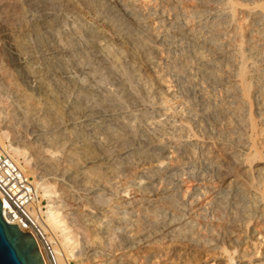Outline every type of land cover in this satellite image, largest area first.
Instances as JSON below:
<instances>
[{"label": "bare ground", "instance_id": "obj_1", "mask_svg": "<svg viewBox=\"0 0 264 264\" xmlns=\"http://www.w3.org/2000/svg\"><path fill=\"white\" fill-rule=\"evenodd\" d=\"M120 1L122 3L121 13H117L110 11L102 0H89L90 4H92L89 6L94 14L93 16H96L95 18L100 22L107 23L108 31L111 32L116 30L114 33L115 37H112V39L108 38V31H98L95 25L92 24L94 27H91L89 31L84 32L86 29L83 30V37L81 40L84 42V48L80 47L76 51L82 55H85L86 52L90 53L89 55L92 56V60L94 61L93 64L96 65L95 68L99 67L102 72V75H100L101 77H97L99 83L100 81L102 83L106 82L114 87L117 92L115 99L117 100L120 98L123 102V106L125 105L127 107V111H123L124 109L121 110L122 108L120 109L119 107L116 108V106L115 108L111 107L112 103L110 102L112 100L109 99L110 97L108 98L110 101L104 98L103 91L106 90V88H103V90L102 88L95 89L93 86L94 89L85 88L84 85L82 86V80L87 78L89 74V69L84 68V65L82 66L80 64L81 66L77 65L68 68V64L66 65L62 62L63 57L67 54L62 47L56 44L57 41L55 38L57 36V30L61 27L63 20H69L76 16L73 9H69L74 7L70 5V3L69 5L65 4L66 6L62 9V14L57 13L53 16L44 17V19L39 18L37 21L25 20V14H18L16 16L17 20L13 19L11 23L7 25L0 23V33L4 35L7 43V50L6 48H0L1 85L6 87L13 95V100L16 105L22 106V108L29 112H37L39 114V116H31L29 119V131L32 137L30 151L32 156L38 159V162H43L42 165L47 174H54V176L59 177L57 180L60 182L71 177L69 171H73L72 176L75 180L73 182H75L78 187L83 186V184L85 182L87 183L88 179H90L89 181H91L93 185L91 184L92 187L89 191H91L94 196V202L104 205L109 204L112 201L113 195L116 193V185L110 182L112 177L116 174H126V180H129L130 178L132 179L131 176L136 174L137 170L142 166L146 167L144 169L147 170L148 173L152 170H160L162 166L153 164L157 162V160H155L157 159L156 155H154L155 152H159L163 160L171 158L175 160L180 159L185 162V164L186 161L187 164L196 162L197 158L189 151V147L199 146L208 152V160H214L216 154L222 153L227 156L230 165L244 171L243 174L247 186L240 188L238 193L240 198L244 194L252 193L253 199H250L251 201L248 203L240 199L241 203L237 204V202H234L232 208L233 210L237 209L239 211L241 215L240 221L242 223L247 220V218L242 217L244 213L250 216H257L258 213L264 210L263 196L255 188L256 185L254 182L255 178L258 182L262 180V167L259 166H264V0ZM81 2L85 5L84 1ZM66 14H68L69 17H66ZM138 19H145L142 29H135L133 27L134 25L132 26L129 21L137 22ZM14 20L18 23H14ZM173 44L182 51V56L178 60H175L168 50V46ZM105 50H113V52L104 54ZM77 59L75 61H77ZM13 67L17 69H11ZM115 69H118L122 73L124 77L123 81L115 80V78L113 79V75L116 73H114ZM176 69L182 70L187 80L191 78L194 81V87H192L191 90L188 89L186 93H184L181 87V83L178 79L179 77L177 78L175 74ZM104 83L103 86L107 85H104ZM204 84L207 93L214 96L213 98L216 101L212 103L214 106L216 105V107L210 112L211 118L217 121L219 117H222L221 121H215V131L212 135L201 133L198 122L192 120L194 116H191V118L187 114L188 112H185L187 116L183 112L184 107H182V105H185V101L186 103H191V101L197 103V99L198 103L195 106L204 109L203 104L205 103V96L201 93ZM110 85L108 87H110ZM131 87H134L132 91L129 90ZM111 92L109 91V93ZM144 101L150 102L149 104L151 105L149 106H152L153 109L151 112H154V114L151 113L153 114L152 117H149L148 120L146 118V127L148 129H153L160 127L162 124H167V126L175 124L176 129L181 131L180 138L182 139L184 147L181 149L174 146L172 142L173 134H171L172 132L170 133V129L172 128L167 127L164 129L165 133L163 135L144 136V139L138 145L146 149V152L141 151L139 148L133 150L130 148V143L132 142L120 138L122 140L120 146L122 147L120 149L115 148L117 149L115 151L111 150L114 152L110 155L107 153L105 155L102 148L103 143L100 144L98 139L104 137L109 142H114L122 130L123 124L121 125L119 123L121 120H124L129 127L139 128L141 120L140 118L138 119L137 116L146 115L149 112L148 108L151 109V107L146 106ZM116 104L118 103L116 102ZM206 105L208 107L212 106L211 103H206ZM205 127H207V130L209 129V123L207 121L204 124V128ZM140 129L141 128H139V131L142 130ZM142 132L144 133V131ZM6 137V133L0 128V144L2 149L26 174L25 168L21 166L19 162L23 154L20 152L19 147L5 145L4 139ZM128 143L130 145H124ZM43 152L50 153L51 155L59 154L58 161L56 160L55 162L46 157L44 158L42 155ZM130 155H134L135 162H128ZM201 156H203V154ZM224 157H222V159ZM22 163H24V165L28 164L25 160ZM255 166L259 168L253 170ZM188 168V165L183 167L185 170ZM147 172H140L143 180H145ZM88 173H91V176L86 179L85 176ZM134 177L135 176H133V178ZM70 181H72V177ZM232 182L234 183V181ZM33 185L35 186L34 183ZM77 185H75V187H77ZM35 188L37 193L38 189L40 190V197L46 200L44 212L40 208L39 203L35 204L33 208L36 212L39 210L41 215L45 217L44 221L39 223L43 231V238L38 239V246L46 264L48 263L42 251V240L49 241V236L53 232H58L61 235V241L56 242L55 240V242H53L51 239L49 241L55 263L70 264L72 260H76L77 262L79 260L78 256H80L81 253L77 252L76 241L69 235L70 231L67 227V223L63 220L66 219V217L60 215L59 211L62 208L57 204V201L54 200L55 196L52 190H50V186L37 184ZM67 191L66 194H68ZM179 191H177V193ZM217 194L213 182L207 179L203 182L202 186L200 184L195 185L189 191L187 188L186 195L184 194L185 197H183L184 205L186 207L187 202H185V199L188 200V205H192L193 203L195 204L199 197L208 196L211 197V199L207 205L212 206L215 204ZM237 199L239 200V198ZM109 209L110 210L106 211L109 215L113 217L114 215H122L123 218L126 215H131L132 211V209L125 205L122 207L117 205ZM94 210L93 212H95ZM184 210L185 209H183L182 213H177L178 217H175L176 219H174L173 222L181 219L180 217L183 215ZM139 213L142 212L139 211ZM226 214L227 213H225V215ZM96 215H98V213H96ZM141 216H143V214ZM203 217L201 219H203ZM260 217H262V214ZM173 222L163 224L161 227L153 229L158 231L167 230L168 232V230L173 229ZM138 223L139 222H137V224ZM233 223L235 222H228V225L232 226L234 225ZM103 227L105 229V226ZM103 227L101 228L99 225H96L94 229L95 231H103ZM237 227L241 228V226ZM228 228L229 227H225L222 234L229 237L230 233ZM203 231L206 232L198 236L197 239L190 238L186 240V238L180 236V234H177L175 238L180 241L184 240L186 244L189 245H191V243L203 245L207 242L205 238L215 235L209 230ZM47 233L49 236H47ZM135 239L133 240L135 241ZM96 244L102 246V244ZM106 247L108 248L109 246L107 245ZM100 248L101 247L97 246H88L86 251L91 253V257L94 254L95 256H99L98 254L100 252L98 250H100Z\"/></svg>", "mask_w": 264, "mask_h": 264}, {"label": "rangeland", "instance_id": "obj_2", "mask_svg": "<svg viewBox=\"0 0 264 264\" xmlns=\"http://www.w3.org/2000/svg\"><path fill=\"white\" fill-rule=\"evenodd\" d=\"M81 1H84L85 3L84 2L83 3L85 5H83ZM102 2L104 4H106V7L110 11L121 13L122 3L120 0H102ZM69 3H70V5L74 6V7H71L69 9H73L74 13H76V16L74 18H70L69 20H63L61 27L57 30L58 32H57V36L55 38V40L57 41L56 44L59 45L60 47H62L63 50L67 54L66 56H64L65 58L63 57L62 62L66 65L68 64L67 65L68 68H71L73 66L75 67V66L80 65V64L82 66L84 65V68L89 69V74L87 75V78H84V80H82L83 81V82H81L82 86L84 85L85 88L95 87V89L96 88H102V89L106 88V90L103 89L104 90L103 91L104 92V98H105V100L107 99V101L109 99L112 100L110 102V103H112L111 107L115 108V106H116V108L119 107L120 109L122 108L121 110L124 109L123 111H127V107L125 105L123 106V102L121 101V99L118 98L117 99L118 101L115 99V97L117 96V92L114 89V87H112L110 84H108L106 82L105 83L103 82L104 85L107 84L105 86H103V83L101 81H100L101 84L99 83V79H97V77L100 78L101 77L100 75H102V72L100 71L99 67L95 68L96 65L93 64L94 61L92 60V56L89 55L90 53L86 52L85 55H82L81 53L76 51L78 48L83 47V45H84L83 40H81L83 37V35H82L83 30L86 29L84 32L89 31V29L91 27H94L92 24L95 25V28L98 31H102V30L106 31V32L108 31L107 30V23H105V22L102 23L98 19L95 18L96 16H93L94 14L91 11V8L89 6L92 4H90L89 0H87V1L86 0H50V1H48V0H22V1L21 0H0V23L7 25V24L11 23V21L13 19H16V16L18 14H22V15L25 14L24 15L26 17L25 20H28V21H34V20L37 21L39 18L44 19V17L46 18L48 16H53L57 13L62 14V9H64V6L69 5ZM1 5H2V7H1ZM53 6H54V8H53ZM76 10H77V12H76ZM66 17H69V15L66 14ZM83 20H84V22H83ZM138 20H137V22H134V21L132 22L131 20H129V21L132 24V26L134 25L133 27L135 29H142L145 19H138ZM140 21L143 23H141ZM14 23H18V22L15 21ZM63 24L66 26H64ZM66 29H68V30H66ZM115 31L114 30L111 32L108 31V33H107L108 38H110V39H112V37L114 38L115 37V34H114ZM71 37L75 38V39H72ZM66 38H67V40H66ZM69 38H71V39H69ZM81 42H82V44H81ZM68 43H70V44H68ZM0 48H4V49L6 48V50H7L6 39L2 33H0ZM168 50L170 51V55L173 56L175 58V60H178L182 56V51L179 49V47H177L174 44L168 46ZM179 50H180V52H179ZM68 51L70 54L68 53ZM110 52H113V50H105L104 54L105 53L108 54ZM68 54H69V56H68ZM77 54H78V56H77ZM81 57H82V59H81ZM76 59H77V61H79V59H80V61L77 62V61H75ZM88 62H89V65H88ZM11 69H17V68L13 67ZM98 71H99V73H98ZM119 72L120 71L118 69L114 70L115 74L113 75V79L115 78V80L123 81L124 77L122 76V73L121 72L119 73ZM175 72H176L175 74H176L177 78L179 77L178 79H179V82L181 83V87H182L184 93L188 92V89L191 90L192 87H194L193 86L194 81L191 78H188V80H189L188 81L187 78L184 77V72L182 70L176 69ZM95 73L97 76L95 75ZM182 80H184V81H182ZM87 81L88 82L90 81V82L88 83ZM109 85H110V87H108ZM204 86H205V84L203 85V91L201 92L205 96L204 97L205 103L203 104L204 109H202L199 106H197V107L195 106L198 103L197 99H196L197 103L194 101L193 102L191 101V103H186V101H185L184 102L185 105H182V107H184L183 108L184 113L188 112L187 114L190 117L194 116L193 118L192 117L191 118L193 121L198 122L201 133H206V134L208 133L209 135H212L215 131L214 130L215 123L218 121H221L222 117H219V119L217 121L215 120L216 122L214 121V119L211 118L210 112H212V110H214L216 107V105L214 106V104H212L213 101H215V100L213 98L214 96L209 95L207 93ZM133 88L134 87H131V88H129V90L132 91ZM105 91H106V93H105ZM109 91L110 92L112 91V92L109 93ZM73 96H74V94H73ZM112 97H114V98H112ZM69 99H70V96H69ZM116 102L118 104H116ZM209 102L212 105L211 107H208L206 105V103L210 104ZM145 103H146V106L151 107V109L148 108L149 112L146 114L147 116L146 115L137 116V118L138 119L140 118V120L142 122V123L140 122V127H139L142 129V130L140 129L141 131H139V128H137V127H129L124 120H121L119 123L121 125L123 124L122 130L120 131V135L118 136V138L115 139V141L113 140L115 143L112 141L109 142L104 137H100V139L103 138L102 140L98 139L100 144L103 143L102 148L104 150L105 155H106V153L108 155H110L115 150H117L118 148L120 149L122 147V146H120L121 145L120 142L122 140H125V139H127L129 142H132V143H130L131 145L129 143L124 144V145H127V146L130 145V148H132L133 150L136 148L137 149L139 148V149H141V151L146 152L147 151L146 149H144L141 145H138L144 139V136L145 135L157 136L159 134L163 135L165 133L164 129L167 127L172 128V129H170V133L172 132L171 134H173L172 142H173L174 146H176L177 148H181V149L184 147V145L182 143V139L180 138L181 131L176 129L175 124L168 125V126H167V124H164V125L162 124V125H160V127L153 128V129L152 128L148 129L146 127V123H147L148 118L152 117L154 112L153 111L151 112V110H153V109H152V106H149V105H151V104H149L150 102L149 103L145 102ZM193 109H194V111H193ZM200 109H202V110H200ZM195 111H197V112H195ZM205 112H207V113H205ZM151 113H153V114H151ZM31 116H39V114L37 112H29V111L25 110L24 108H22V106L16 105V103L13 100V95L9 92V90L6 87H3L1 85V82H0V128L7 135V137L4 139V144L5 145H12L13 147H19L20 152L23 154V156L19 159V162L21 163V166H23L25 168L26 174L28 175L31 182H33L35 184L36 187H37V184L50 186V188H51L50 190H52V192L55 196L54 200L57 201V204L60 205L62 208L59 211L60 215L62 217H64V216L66 217V219H63V220L66 221V223H67V227L70 231L69 235H71L72 239L76 241L77 250H78L77 252L81 253V255L78 256L79 260L77 262H76V260H72V261H70V264H264V217H263L264 216V210L261 213H258L257 216L256 215L250 216V215H246L244 213V214H242V217L247 218V220H245L244 223H242L240 221L241 215L237 209L233 210L232 204L234 202H237V204H240L241 203L240 199H241V201L248 203L249 201H251L253 199V196H252V193H247V194H244L240 198L238 190H240V188H243L244 186H247V183L245 181L246 179H245L244 174H243L244 171L241 170L240 168H237V167L230 165L226 155H224L222 153H218V154H216V157L214 158V160H208L207 159L208 158V152L206 150H204L203 148H201L199 146H190L189 151L197 158V161L191 162L188 164L186 161V164H185V162H183L180 159L175 160V159L171 158V159L163 160V158L160 157V153L155 152L154 155H156V157H157V159H155V160H157V162H154V163L152 162V163L158 164L159 166H162L160 169L161 171L160 170H157V171L152 170V171H150L151 173L150 172L148 173L147 170L144 169L146 167L142 166L137 170V173L133 175L135 177L133 178V176H131L132 179L130 178L129 180H126L127 179L125 177L126 174H116L115 176L112 177V180H110V182L112 184L116 185L115 186V188H116L115 192L116 193L113 195L112 201L109 204L100 205V204H96L94 202V198H93L94 196L91 193V191H89L93 185L91 183V181H89L90 179H88L91 176L90 175L91 173L90 174L88 173L85 176V178L88 179V181H89V182L87 181V183L85 182L86 184L85 183L83 184V186L85 188L83 186L78 187V185L75 182H73V181H75L73 176H72L73 171H69V174L72 177V181H70L71 177H68V179H64V181L60 182L57 180V179H59V177L54 176V174H51V175L47 174V172L43 168V165H42L43 162H38L39 160L36 159L34 156H32V153L30 151V147L32 146V140H31L32 137H31V134L29 131V122H30L29 119L31 118ZM146 118H147V120H146ZM206 121L209 123V129L208 130H207V127L204 128V124L206 123ZM125 129H127L129 132ZM142 131H144V133ZM177 131H178V133H177ZM136 139H138V140H136ZM139 139H140V141H139ZM93 141H95V140H93ZM103 141H105L107 143H105ZM115 148H117V149H115ZM196 149H197V152H196ZM111 150H114V151H111ZM200 152H202V153H200ZM202 154H203V156H201ZM42 155L44 156V158L46 157L49 160L55 161V162H56V160L58 161V159H59V154H52L51 155L50 153L43 152ZM222 157H224V158L222 159ZM24 160L28 163L27 165H24V163H22ZM128 160H129L128 162H130V163H133L136 161L134 155H130ZM179 161H181V162H179ZM195 163H196V165H195ZM187 165L189 168L187 170L183 169V167L187 166ZM190 166H191V168H190ZM259 167H262V172H263L262 180L258 182L255 178L254 182L256 185L255 188L261 193V195L263 196V199H264V184H263L264 183V166H259ZM259 167L255 166L253 168V170H256ZM206 168H207V170H206ZM209 168H211V169H209ZM221 170H223V171H221ZM186 171H188V172H186ZM224 171H226L227 173ZM140 172H145V173L147 172V175H145V180H143L141 178ZM208 173H210V174H208ZM122 175H124V176H122ZM209 175H210V177H209ZM221 176H223V177H221ZM117 177H118V179H117ZM207 179L211 180V182H213V186L216 188V191L218 193L217 197L215 199V204L212 206H208L207 204H209L208 202H210L211 197L201 196L196 200L195 204L193 203L192 205L191 204L188 205L187 204L188 200L185 199V202H187L186 207H185L183 197H185V195H186L187 188L189 191L195 185L200 184L202 186L203 182L206 181ZM175 180H178V181H175ZM232 181H234V183ZM215 182H216V184H215ZM177 183L180 185H178ZM75 185H77V187H75ZM187 185H189V186H187ZM39 191L40 190L38 189V194H39ZM66 191L68 194H66ZM177 191H179V192L177 193ZM40 194L38 195L39 196L38 201H39V205H40L42 211L44 212L45 211L44 207L46 206V200L41 198ZM180 196H182V197H180ZM173 198H175V199H173ZM237 198H239V200ZM153 199H155V200H153ZM169 201H170V203H169ZM238 201H239V203H238ZM148 202H149V204H148ZM117 205L119 207H122L125 205L128 208L132 209L131 215H126V216H124V218L122 215H116V216L114 215V217H113L106 212L107 210H110L109 209L110 207L114 208V206H117ZM143 206H144V208H143ZM173 206H174V208H173ZM183 209H185V210H184L183 215L180 217L181 219L179 218L180 220L173 222V220L178 217L177 213H179V212L182 213ZM93 210L95 212H93ZM138 210L141 211L142 213H139ZM177 210H179V211H177ZM199 210H200V212H199ZM206 210H208L209 212ZM103 212L104 213L106 212V213L104 214ZM132 212L133 213L135 212V213L133 214ZM96 213H98V215H96ZM225 213H227V214L225 215ZM142 214H143V216H141ZM261 214H262V217H260ZM147 216H149V217H147ZM141 217H143V218H141ZM202 217L204 220L201 219ZM43 218L45 219L44 216H43ZM220 218L222 219V221ZM160 220H161V222H160ZM127 221H129V222H127ZM232 221L235 222V223H233L234 225L229 226L228 222L231 223ZM137 222H139L140 224L138 223L139 224L138 225ZM169 222H173V227H172L173 229L168 230V232H167V230L166 231H158L156 229H153L156 227L157 228L161 227V225H163V224H168ZM155 223H158V224H155ZM189 223H191V224H189ZM106 224H108V225H106ZM239 224H241V225H239ZM96 225H99L101 228L103 226H105V229L103 227V231H95L94 226H96ZM131 225H133V226H131ZM122 226H124V227H122ZM129 226H130V228H129ZM237 226H241V228L240 227L238 228ZM86 227H88L90 229H88ZM189 227L191 230L189 229ZM225 227H229L228 228V231L230 233L229 237L222 234ZM119 228H120V230H119ZM186 228H187V231H186ZM140 229H141V231H140ZM194 229H195V231H194ZM147 230H150V231H147ZM203 230H209L213 234H215L213 237L208 236L207 238H205V241H207V242H205V244H203V245H197V244H193V243H191V245H189V244H186V242L184 240L180 241L179 239L175 238L177 236V234H180V236L185 237L186 240H188L190 238L197 239L198 236H200V235L204 234V232H206ZM86 232H87V234H86ZM149 232H151L152 234ZM83 233H84V235H83ZM101 233H103V234H101ZM105 233H106V236H105ZM49 237H50L51 241H53V242H55V240H56V242L61 241V235L58 232H53L52 234H50ZM130 237H132V238H130ZM42 238H43V236H42ZM138 238L141 240H139ZM209 238H211V239H209ZM87 239H88V241H87ZM133 239H135V241ZM89 240H91V241H89ZM100 241H101V243H100ZM102 241L105 244V246L102 243ZM123 241H124V243H123ZM42 242H43V244L49 243L48 240H42ZM94 242L102 244V246H98ZM106 244L109 246L108 248L106 247L107 246ZM123 245H125V246H123ZM88 246L101 247L100 248L101 251L98 250L100 253L99 252H98L99 254L97 253L99 256H95V254H94L91 257L90 256L91 253H88L86 251ZM215 246H217L218 248ZM83 249L85 250V252ZM82 251H83V253H82ZM85 253L88 255H86Z\"/></svg>", "mask_w": 264, "mask_h": 264}, {"label": "built area", "instance_id": "obj_3", "mask_svg": "<svg viewBox=\"0 0 264 264\" xmlns=\"http://www.w3.org/2000/svg\"><path fill=\"white\" fill-rule=\"evenodd\" d=\"M38 197L37 190L29 177L6 154L0 144V200L2 218L7 224L14 225L21 232L30 234L34 238L41 254L38 239L42 238L43 231L39 223L44 221V218L39 210L37 212L33 210L35 204L39 203ZM47 236H49L48 233ZM42 251L48 264H56L52 257L50 243H42ZM41 257L44 264H46L42 254Z\"/></svg>", "mask_w": 264, "mask_h": 264}, {"label": "water", "instance_id": "obj_4", "mask_svg": "<svg viewBox=\"0 0 264 264\" xmlns=\"http://www.w3.org/2000/svg\"><path fill=\"white\" fill-rule=\"evenodd\" d=\"M1 210L0 200V264H44L34 238L7 224Z\"/></svg>", "mask_w": 264, "mask_h": 264}]
</instances>
